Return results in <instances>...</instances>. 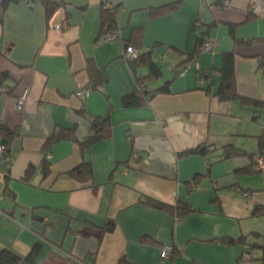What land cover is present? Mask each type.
Instances as JSON below:
<instances>
[{"label": "crops", "instance_id": "crops-1", "mask_svg": "<svg viewBox=\"0 0 264 264\" xmlns=\"http://www.w3.org/2000/svg\"><path fill=\"white\" fill-rule=\"evenodd\" d=\"M4 1L0 129L14 137L0 155V252L26 259L38 248L35 264H264V216H254L264 207V108L216 97L227 64L237 94L264 103V0H108L115 41L101 35L106 0H20L3 11ZM178 1L179 11L153 15ZM137 30L145 62L133 73L125 49ZM201 36L211 53L198 51ZM143 89L167 90L124 105ZM106 118L110 138L82 146L91 120ZM61 129L75 141L48 150L45 173L44 148ZM227 147L244 155L226 160ZM151 203L192 212L177 222ZM167 246L174 257H163Z\"/></svg>", "mask_w": 264, "mask_h": 264}, {"label": "trees", "instance_id": "trees-1", "mask_svg": "<svg viewBox=\"0 0 264 264\" xmlns=\"http://www.w3.org/2000/svg\"><path fill=\"white\" fill-rule=\"evenodd\" d=\"M20 0H6L2 4L3 11L6 9V7L12 3V2H19ZM108 3H111L110 1L106 0L105 4L107 6ZM222 7H225L229 5L228 0H224L221 3ZM221 7V6H220ZM221 7V8H222ZM181 8V1H178L175 4H171L165 7L158 8L154 11L153 15L154 16H162L166 14H170L172 12L179 11ZM116 13H117V8L116 9H104V19H103V28L101 35L102 36H107V35H114L116 36V40L118 38V30H117V23H116ZM214 26V24L212 25ZM207 37L201 36L198 42V51L205 52V53H211L207 52L204 50V46L207 43H211L209 40H206ZM142 40H143V33L141 30L134 31L130 40L128 41V45L126 47L125 51V58L132 69L133 73H135L136 65L140 62L143 63V57H140L138 54L141 46H142ZM212 44V43H211ZM213 45V44H212ZM132 49L133 51L136 52V56L133 58L129 57L128 50ZM195 53L192 57L194 58ZM191 60V59H189ZM152 65V64H151ZM184 67V66H183ZM153 69V66H152ZM223 78L221 85L219 86L218 93L216 94V97L218 100L221 101H229V100H239L243 105L246 107H254V108H264V103H261L256 100L252 99H247L245 97H241L240 95L237 94L236 92V86H235V80L233 77L231 65H225L224 69L222 71ZM199 80L200 81H208L212 80V77L210 76V73H202L200 72L199 74ZM7 76L6 74H0V86L4 84L6 81ZM104 79L102 78V82ZM210 82V81H209ZM211 84H208V88ZM3 88V87H0ZM90 91L92 90H97L96 86H92L88 88ZM142 89V87H141ZM7 90V89H6ZM167 89H160L157 91H149L146 89H143V92H138V93H133L124 98V105L126 107H132V106H137V107H143L146 106L150 100L160 94L165 92ZM9 91L7 90L6 94ZM145 92V93H144ZM91 135L87 141L84 143H81L82 146H85L86 148H89L90 146H93L94 144L103 142L104 140H107L110 138L112 134V124L110 123V120L108 118L106 119H92L91 120ZM0 136L3 137L4 139V147L6 149V152L8 151V147L10 145L11 140L14 137V133H10L4 129H0ZM64 140H70V141H75V135L72 130L68 129H61L59 132H57L52 138H50L46 144V147L44 148V152H48V150L56 143ZM264 147V144H262ZM213 150V149H212ZM211 149H197V150H192L190 152H187L186 154H201L207 156L211 151ZM264 150V149H263ZM241 155H244V153L240 150L236 149H231V148H226L224 152V158L227 159H234L237 158ZM45 163H44V172L47 173L49 171V165L47 163V158L44 156ZM80 168L76 169L71 175L73 176H80ZM34 170L32 168L28 169L27 175L25 180L29 182V178H31ZM149 204V203H148ZM153 204V207L170 212L174 214L177 218L176 221L179 222L183 216L189 214L192 212V210L184 205H176V206H167V205H160L158 203H151ZM254 216H264V207H259L256 208L254 211ZM143 242L147 243H155L154 240L150 238H143ZM39 253V249L35 248L32 253L26 258V259H21L18 257L16 254L11 252L10 250H3L0 252V264H35V260L37 258V255ZM175 254H173L172 257H174ZM170 257V258H172ZM118 264H131L130 262L127 261V259L122 258Z\"/></svg>", "mask_w": 264, "mask_h": 264}, {"label": "built area", "instance_id": "built-area-1", "mask_svg": "<svg viewBox=\"0 0 264 264\" xmlns=\"http://www.w3.org/2000/svg\"><path fill=\"white\" fill-rule=\"evenodd\" d=\"M64 1H65V0H64ZM107 7H108L109 9H114V4H113V3H108V4H107ZM58 28H59V29H61V28H66V26L64 25L63 27L61 26V27H58ZM108 40H109V41H115V40H116V36L111 35V36L108 37ZM212 49H213V45H212L211 43H207V44L204 46V50L207 51V52H211ZM128 54H129V57H130V58H133V57L136 56V52L133 51L132 49H129V50H128ZM6 92H7V90H6L5 88H0V93H2V94H6ZM89 93H90V90H89L88 88H86V89H83L82 91H80V92L78 93V96H80V97H82V98L84 99V98H86V97L89 95ZM23 101H24V99H21V100H20V102H19L20 106L23 105ZM0 155H2V156H5V155H6V149H5L4 146L0 147ZM45 156H46L47 160L49 161V160H50V152H46V153H45ZM262 156H263V155H260V156L256 159L257 169H258L259 171H264V160H263V157H262ZM172 252H173V248H172L171 246H167V247L164 249V251H163V257L166 258V259L170 258L171 255H172Z\"/></svg>", "mask_w": 264, "mask_h": 264}, {"label": "rangeland", "instance_id": "rangeland-1", "mask_svg": "<svg viewBox=\"0 0 264 264\" xmlns=\"http://www.w3.org/2000/svg\"><path fill=\"white\" fill-rule=\"evenodd\" d=\"M64 3H67V1L68 0H62ZM113 4H114V9H116V7H117V5H116V3L115 2H112ZM103 9H108V7L106 6V4L105 3H103Z\"/></svg>", "mask_w": 264, "mask_h": 264}]
</instances>
